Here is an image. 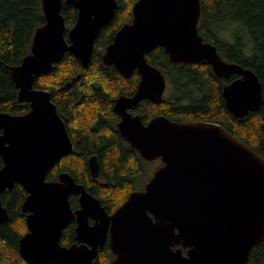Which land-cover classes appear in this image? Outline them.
Returning a JSON list of instances; mask_svg holds the SVG:
<instances>
[{
	"label": "water",
	"instance_id": "obj_1",
	"mask_svg": "<svg viewBox=\"0 0 264 264\" xmlns=\"http://www.w3.org/2000/svg\"><path fill=\"white\" fill-rule=\"evenodd\" d=\"M64 1L78 9L69 30ZM42 5L46 22L37 28L31 52L18 66H6L19 101L30 109L0 111V223L10 218L3 193L21 184L28 226L19 241L22 257L30 264H94L109 240L115 255L109 264H248L253 247L264 241V156L219 122L158 114L145 124L127 111L145 97L155 102L163 97L166 75L146 56L158 46L173 64L205 61L218 77L236 75L223 86L226 106L235 116L263 106L259 75L225 59L200 33L201 0H137L132 21L116 32L103 54V62L125 76L139 69L138 92L116 102L119 128L145 159L163 161L145 188L132 190L114 211L68 171L48 179L73 144L50 90L36 87L35 80L50 73L66 52L87 67L118 0H42ZM89 167L98 178L96 155ZM72 195L78 196L77 209ZM74 220L75 242L65 245L64 230Z\"/></svg>",
	"mask_w": 264,
	"mask_h": 264
},
{
	"label": "trees",
	"instance_id": "obj_2",
	"mask_svg": "<svg viewBox=\"0 0 264 264\" xmlns=\"http://www.w3.org/2000/svg\"><path fill=\"white\" fill-rule=\"evenodd\" d=\"M137 0H118L116 16L103 32L113 37L115 30L133 18L132 7ZM202 12L199 22L200 33L206 41L217 45L219 52L228 61L240 63L253 69L260 77L264 88V0H201ZM62 13L67 27L76 21V8L65 1ZM46 22L42 0H0V111L23 114L29 111L28 102H20L15 81L6 66H18L31 52L32 42L38 27ZM230 22L239 23L237 34ZM243 26V31L240 27ZM68 31V30H67ZM66 37L68 38L67 32ZM99 39V38H98ZM111 43V42H109ZM97 53V50H95ZM148 61L159 67L170 82L175 83V96L161 103L146 102L149 116L163 113L171 119L208 120L221 123L237 137L251 145L264 156V103L258 111L244 117L235 116L226 106L223 86L237 77H218L211 65L205 61L173 64L162 46L147 55ZM36 87L50 91H133L135 77L127 78L100 61L91 60L84 67L73 53L66 52L55 63L52 71L36 77ZM173 88V87H172ZM180 91H175V90ZM179 94V96L177 95ZM182 94V95H180ZM264 94V90H263ZM97 96H99L97 94ZM92 99L80 105L72 118L73 129L80 139L79 151L63 156L48 174L56 180L62 171L70 172L76 181L101 199L109 211L117 209L134 189L133 181L143 176L146 162L137 158L132 149L123 148L121 139L107 126L112 123L103 116L111 111L101 110ZM91 97V95H90ZM101 139V148L96 141ZM97 153L101 162V174L91 176L88 157ZM4 164L0 156V167ZM27 195L17 183L12 192L6 190L2 200L9 211L8 222L0 223V264H30L21 255L19 241L28 231L27 214L22 203ZM73 209L80 206L77 195L71 196ZM76 223L68 225L62 242H75ZM186 251V249H185ZM115 255L109 241L99 249L94 264H109ZM54 264V263H51ZM248 264H264V241L251 250Z\"/></svg>",
	"mask_w": 264,
	"mask_h": 264
},
{
	"label": "flooded vegetation",
	"instance_id": "obj_3",
	"mask_svg": "<svg viewBox=\"0 0 264 264\" xmlns=\"http://www.w3.org/2000/svg\"><path fill=\"white\" fill-rule=\"evenodd\" d=\"M76 12H77L76 13V20H77V18H78V9L77 8H76ZM115 16H116V12H115L114 18H115ZM113 19L101 29L100 33L98 34V36L96 37L95 42H94L93 54H92L91 60L93 59V56H94L95 60L100 61L101 66H102V64H105L103 62V58L102 57H103V54L106 51L107 46L110 44L109 42H112L114 40L116 32L125 24L124 23L123 25H121L120 27H118L115 30V33H114L113 37L111 36V34L109 36L108 35L105 36V34H107V30L106 29H107L108 25L113 21ZM131 21H129V22H131ZM67 28H68V30L70 29L69 27H67ZM104 31H106L105 34H104V37L101 38V36L103 35ZM66 32H67V35H68V31H66ZM68 38H69V35H68ZM95 50H97V53L95 52ZM105 66L106 67H110L111 69H112V67H114L117 70V68L115 66H108L106 64H105ZM117 72L120 73L118 70H117ZM120 74L123 75L122 73H120ZM123 76L127 77V78L135 77V88L133 89V91H54V95H53V91H50L51 92L52 102L56 105L57 111H58L59 115L61 116V118L63 119V121H64V123L66 125L67 131L69 133L70 139H71L72 144H73L72 151L67 153V154L62 155L59 159H61L63 156H66V155H69V154H72L74 152H78L79 151L78 146L81 145L82 143L80 142V139L78 138V136L76 135L75 130L73 129L72 118H73V115H74V111L80 105L82 106V104L88 102L89 99H92V94H94L96 96L98 94L99 96H97V98H94L93 100L96 103L100 104L101 110H103V111H106V110L107 111H111L112 110L115 113V115H113L111 112H109V114H106L105 116H103V119H107L108 117H109L108 119H110L111 117L113 118V120L111 119L112 123L110 122L111 125H108L107 128L110 127L109 129L112 132H114L115 134H117V136H119V138L121 139V143L123 145V148H128L129 147L130 149L133 150L135 156L137 158L142 159V160L149 161V162L154 161V160H158L159 161L158 166L154 170H152L151 175H150L149 179L145 182L144 186L139 188V189H143V188H145L146 183L153 176L154 172L163 164V161H162L161 157H158V158L153 159V160L145 159L141 155L140 151L137 148L133 147L131 145V143L128 140H126L121 135V131H120V128H119V121L122 119V116H121V114L119 112L116 111V108H115L116 102L122 96H125V97L134 96L138 92L137 89H138L139 83H140V81L142 79V75H141V73H140L138 68H136L132 72L131 75H129V76L123 75ZM166 78H167V76H166ZM90 95H91V97H90ZM168 99H169V97L168 96L166 97V90H165L164 93H163V97H162L161 101L155 102L153 99L145 97V98L141 99L140 102L136 106L130 107L127 111L132 113V114H134V115H137V114L140 115L142 117L144 123L147 124L150 121V119L152 117L156 116V115L149 116V113L146 111L145 106H144L145 103L148 102V101L149 102H153V103H161V102H165L166 100L168 101ZM158 114H163V113H158ZM175 120H178V119H175ZM101 144H102L101 143V139H98L96 141V146H97L98 149L101 148ZM94 155H96L98 157L99 161H100V158H99L97 153L90 154L88 158L90 159V157H92ZM89 159H88V162H89ZM100 165H101V162H100ZM147 171H148V167H147V165H145V170L143 172V175H145L147 173ZM100 174H101V168H100ZM58 178H59V175H58L57 179ZM138 183L139 182L136 181V177H135L132 187H134V189H138L136 187V185ZM13 189L9 190V191L12 192ZM73 222H75L76 225H77L76 220H74ZM75 229H76V227H75Z\"/></svg>",
	"mask_w": 264,
	"mask_h": 264
},
{
	"label": "rangeland",
	"instance_id": "obj_4",
	"mask_svg": "<svg viewBox=\"0 0 264 264\" xmlns=\"http://www.w3.org/2000/svg\"><path fill=\"white\" fill-rule=\"evenodd\" d=\"M231 23V26L230 28H233L235 31L232 32L230 31L229 32V35H230V38L232 40L233 37H232V33L233 34H237L238 33V30H236L237 28H239L240 24L239 23H236V22H230ZM240 30L243 31V26L240 27ZM173 87V88H172ZM174 87H175V83L173 82H170V80L167 78V88H166V97L168 96L169 98L170 97H173L175 96V94H173V90H174ZM175 91H180V90H175ZM179 96V94H177ZM182 95V94H180ZM159 164V161L158 160H154V161H151V162H146V165L148 167V171L145 175H143L142 177H140L139 179L137 178L136 181H138L139 183L136 185V187L139 189L140 187H143L145 182L149 179L150 175H151V172L152 170H154Z\"/></svg>",
	"mask_w": 264,
	"mask_h": 264
},
{
	"label": "bare ground",
	"instance_id": "obj_5",
	"mask_svg": "<svg viewBox=\"0 0 264 264\" xmlns=\"http://www.w3.org/2000/svg\"><path fill=\"white\" fill-rule=\"evenodd\" d=\"M49 90V89H48ZM7 207V206H6Z\"/></svg>",
	"mask_w": 264,
	"mask_h": 264
}]
</instances>
